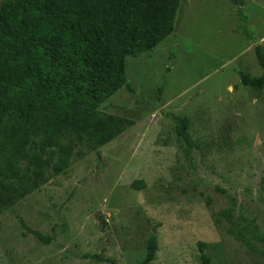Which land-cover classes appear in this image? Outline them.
I'll use <instances>...</instances> for the list:
<instances>
[{
	"label": "rangeland",
	"instance_id": "1",
	"mask_svg": "<svg viewBox=\"0 0 264 264\" xmlns=\"http://www.w3.org/2000/svg\"><path fill=\"white\" fill-rule=\"evenodd\" d=\"M237 1L184 0L174 33L127 58L135 92L100 108L132 126L0 214V264H143L152 235L150 264H202L200 243L210 264H264V90L239 77L264 75V0Z\"/></svg>",
	"mask_w": 264,
	"mask_h": 264
},
{
	"label": "trees",
	"instance_id": "2",
	"mask_svg": "<svg viewBox=\"0 0 264 264\" xmlns=\"http://www.w3.org/2000/svg\"><path fill=\"white\" fill-rule=\"evenodd\" d=\"M183 1H0V214L49 176L66 173L75 158L100 156L102 147L132 126L100 107L123 88L135 92L127 58L153 51L174 33ZM254 51L264 70V46ZM239 77L243 86L264 90V75L239 72ZM177 120L178 137L195 147L188 118ZM144 186L132 184L137 190ZM248 231L263 240L258 226ZM234 234L251 246L243 231ZM199 245L202 264H210L207 244ZM157 251L152 235L143 264L152 263Z\"/></svg>",
	"mask_w": 264,
	"mask_h": 264
}]
</instances>
